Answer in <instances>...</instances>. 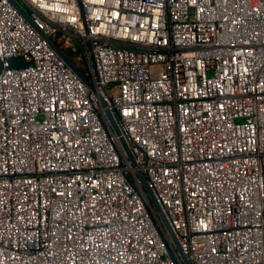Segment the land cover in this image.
<instances>
[{
  "label": "built area",
  "instance_id": "built-area-1",
  "mask_svg": "<svg viewBox=\"0 0 264 264\" xmlns=\"http://www.w3.org/2000/svg\"><path fill=\"white\" fill-rule=\"evenodd\" d=\"M18 1L96 92L0 0V264H183L136 170L189 264H264V0Z\"/></svg>",
  "mask_w": 264,
  "mask_h": 264
},
{
  "label": "water",
  "instance_id": "water-1",
  "mask_svg": "<svg viewBox=\"0 0 264 264\" xmlns=\"http://www.w3.org/2000/svg\"><path fill=\"white\" fill-rule=\"evenodd\" d=\"M8 1L34 27V29H36L39 32L41 37L46 41V43L51 47V49L59 56V58L66 64V66L81 80V82L84 83L85 85H87L93 92H96V88L94 87L92 81L90 79H88V77L85 75L84 71L69 57V55L65 52V50L63 48H61L55 42L54 39H52L50 36H47L44 32L37 29V27H36L35 23L33 22L29 12L20 3V1H18V0H8ZM8 64H9L10 68H23V67H25V63L20 58L11 59L8 61ZM100 105L104 109V114H105L106 119L108 121V124L110 126L111 132L116 136V138L118 140V143H119L120 149L122 151L123 157L126 160H128L133 167H136L135 157H134L133 153L131 152V149H130L128 143L126 142L125 138L123 137V135H122V133L118 127L116 119L114 118L111 111H109L106 108L105 103L102 100H100ZM136 177L141 184V191H142L143 195L145 196L149 205L152 208H154V210L156 211V213L158 215V220L160 221L162 227H164V229L168 233L176 251L178 252V254L182 260V263L183 264H189V262L184 257L183 253L181 252L174 234L172 233L167 222H165V220L162 216V212H161L159 206L157 205L150 189L148 188L147 181H146L144 174L141 171L136 170Z\"/></svg>",
  "mask_w": 264,
  "mask_h": 264
},
{
  "label": "trees",
  "instance_id": "trees-1",
  "mask_svg": "<svg viewBox=\"0 0 264 264\" xmlns=\"http://www.w3.org/2000/svg\"><path fill=\"white\" fill-rule=\"evenodd\" d=\"M64 50L69 55V57L84 71V68L82 67V65H80V63H78V60H77L78 51L77 50H73L72 47L64 48Z\"/></svg>",
  "mask_w": 264,
  "mask_h": 264
},
{
  "label": "clouds",
  "instance_id": "clouds-1",
  "mask_svg": "<svg viewBox=\"0 0 264 264\" xmlns=\"http://www.w3.org/2000/svg\"><path fill=\"white\" fill-rule=\"evenodd\" d=\"M154 209V208H153ZM160 222V221H159ZM169 236V235H168ZM170 238V237H169ZM180 257V256H179ZM181 259V258H180ZM181 262H182V260H181Z\"/></svg>",
  "mask_w": 264,
  "mask_h": 264
}]
</instances>
